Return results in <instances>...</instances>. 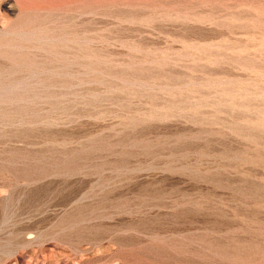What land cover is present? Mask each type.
<instances>
[{
  "label": "rangeland",
  "instance_id": "374dc122",
  "mask_svg": "<svg viewBox=\"0 0 264 264\" xmlns=\"http://www.w3.org/2000/svg\"><path fill=\"white\" fill-rule=\"evenodd\" d=\"M0 264H264V0H0Z\"/></svg>",
  "mask_w": 264,
  "mask_h": 264
}]
</instances>
